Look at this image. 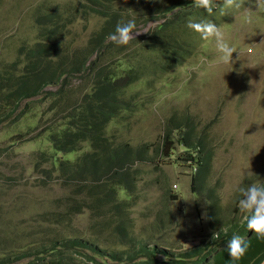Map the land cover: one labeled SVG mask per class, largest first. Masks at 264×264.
I'll return each mask as SVG.
<instances>
[{
  "label": "rangeland",
  "instance_id": "obj_1",
  "mask_svg": "<svg viewBox=\"0 0 264 264\" xmlns=\"http://www.w3.org/2000/svg\"><path fill=\"white\" fill-rule=\"evenodd\" d=\"M174 3L175 0H116L115 9L122 11L127 18H135L136 30L142 33L129 43L130 47L106 54L101 64L115 67L116 60L122 71L134 65L143 72L141 80L125 91L127 99L135 98V107L114 120L107 130L114 146L122 142L147 146L149 156L147 161L137 163L140 197L138 194L133 197L124 217L132 220L134 235L142 238L155 231L154 222L158 216L163 218L166 211L171 212L183 231L181 235L188 250L200 245L204 235L208 234L210 199L205 191L199 192V184L192 185L195 170L189 167L190 163L177 161L179 152L163 161L159 148L165 127L172 116H187L195 121V135L203 137L213 153L205 190L216 189L224 220L232 216L241 222L243 217L238 205L237 213L233 212L242 198L239 189L264 181V9L256 10L255 0H244L241 9H232L227 15H221L217 7L211 14L206 12L207 15L191 14V7L168 14L169 18L178 14L184 21L186 26L178 30L177 37L183 47L181 52L191 54L184 64L169 67L167 57L165 59L159 52H151L139 43L147 39L148 33L155 32L164 20L163 15H158L159 10ZM216 3L222 6L223 0H216ZM90 6L92 4L87 0H1L0 65L19 61L15 58L20 44L41 37L46 26L37 20V11L60 13L64 19L68 15L73 20L60 28L59 38L64 45L60 57L64 58L71 50L87 49L92 37L104 24L103 16L92 12ZM248 8L253 11L251 24L243 22ZM209 19L221 28L226 40L237 49L233 53V63L217 65L214 41L202 40L187 27L189 20ZM96 59L97 55L90 61ZM20 63L19 72L25 67V63ZM83 84V80L74 81L70 95L60 99L61 103L67 104L69 99L77 102ZM60 88L51 86L47 92L56 93ZM56 99L51 94L34 99L29 107L28 113H31L18 125L0 133V223L3 226L0 238L13 240L20 235L23 248L32 247L43 237L38 222L45 214L58 211L60 201L73 197L74 203L82 204L87 198V194H76L73 186L66 187L58 174L50 176L53 166L45 163L53 155L46 133L55 123V112L61 114L56 125L66 115L61 110L66 107L60 103L51 112ZM26 107L27 103L23 110ZM85 146L88 150V145ZM42 153L48 155L41 158ZM80 155L72 154L67 159L75 162ZM59 160L62 162L63 157L59 156ZM36 165H42L41 172ZM164 189H169L171 195L179 193L178 199L166 197ZM200 193L205 203L198 202ZM91 215L92 210H84L67 223V229L58 225H54V229L62 230L68 238L81 237L97 242L103 251H123L112 237L100 242L89 233V230L94 231L93 226L101 217L114 228L115 221L121 216L106 212L95 221ZM157 235L158 232L154 233L153 238ZM73 254L82 259L94 257L97 264H128L126 261L114 263L107 255L100 258L87 251H74Z\"/></svg>",
  "mask_w": 264,
  "mask_h": 264
},
{
  "label": "trees",
  "instance_id": "obj_2",
  "mask_svg": "<svg viewBox=\"0 0 264 264\" xmlns=\"http://www.w3.org/2000/svg\"><path fill=\"white\" fill-rule=\"evenodd\" d=\"M87 1L92 4L89 9L103 16L104 20L101 30L92 37L87 49L71 50L64 58L60 57V52L64 50L59 38L60 28L73 23V20L68 15L64 19L60 13L37 11V20L46 26L41 37L37 41L25 40L20 44L15 58L19 61L0 65V133L18 125L28 116L31 113H28L31 101L34 99L46 98L50 94L57 97L51 107L53 112L57 109V104H62L60 99L70 95L74 81H84L81 97H76L77 102L69 99V103L62 104L66 109L61 110L66 115L57 125L56 119L61 114L55 112V123L46 133L53 155L46 162L42 161L53 166V170L49 171L50 176L58 174L59 180L66 187L73 186L79 196L87 194L82 204L77 201L74 203V198L68 197L59 202L58 211L41 217L38 223L44 235L32 247L23 248L20 235L13 240L0 238V264H24L25 261H28L27 264H77L73 257L74 251H87L101 258L107 255L114 263L126 261L128 264H188L181 263L178 259H171L167 263L158 260L157 254L160 251L145 247L139 242L132 232L131 219L124 217L127 214L126 208L131 205L130 201L139 193L140 170L137 163L147 161L149 156L148 152L146 154L147 146H134L129 142L114 146L107 130L114 120L123 113L131 112L135 107V98L127 99L125 91L141 80L143 72L134 65L122 71L120 62L116 60L115 67L101 64L104 63L103 57L106 54L118 53L122 48L130 47V44L117 46L108 36L115 31L118 22L131 18L115 9L116 0ZM190 4L191 0H177L171 7L159 10L158 15H163L164 20L155 32L148 33L145 41L137 42L144 44L149 51L159 52L165 59L167 57L169 67L184 64L191 54L187 51L181 52L183 47L177 37L178 30L183 27V20L177 18L178 14L169 18L168 12L177 8L183 10ZM95 55L97 59L91 62ZM20 61L25 63L21 72L18 71ZM51 86L61 88L56 93H49L47 88ZM25 103L27 107L23 110ZM196 131L195 121L191 117L172 116L167 122L159 148L165 159L163 161L179 152L177 161L190 163L189 167L195 170L194 183L198 182L199 192L205 191L210 199L207 225L212 231L220 232L216 234L214 248L215 251L221 250L218 257L212 262L198 259L193 264H231L228 241L233 234H239L250 244L245 256L235 264H263L264 240L257 239L252 231H248L245 222L242 225L234 223L232 216L224 220L221 199L216 189L210 187L205 190L206 179L211 174L213 153L205 139L195 135ZM85 145H88V150ZM78 153L80 156L75 162L67 159L68 156ZM47 155L42 153L41 158ZM59 156L63 157L62 162ZM36 167L41 172L42 165ZM169 189L163 190L165 196L178 199L179 193L171 195ZM198 195L201 197L198 202L205 203L203 195ZM138 196L140 197L139 194ZM237 205L238 202L235 212L238 211ZM88 209L92 210L91 218L95 221L106 212L121 216L115 221L114 228L101 217L93 226L94 231L89 230V233L90 236L94 234L100 242L112 237L123 251H103L97 242H89L81 237L68 238L62 230L54 229V225L67 229V223ZM2 227L0 223V228ZM201 252L202 247H198L187 254L190 257H199ZM139 258L146 260L138 263Z\"/></svg>",
  "mask_w": 264,
  "mask_h": 264
},
{
  "label": "clouds",
  "instance_id": "obj_3",
  "mask_svg": "<svg viewBox=\"0 0 264 264\" xmlns=\"http://www.w3.org/2000/svg\"><path fill=\"white\" fill-rule=\"evenodd\" d=\"M176 1L177 0H175V2ZM243 4L244 0H223L222 6H218L216 0H191V4L187 8H192L191 14L197 15L204 13L207 15L206 12L211 14L215 10V7H217L219 8L221 15H227L232 9H241ZM255 7L256 10L264 9V0H255ZM187 8L183 10H186ZM175 10L183 11L182 8H177L173 11ZM173 11L168 12V14ZM252 12L253 11L249 8L246 10L244 14V23L251 24L253 22ZM177 18L181 19L179 15ZM211 21L212 20L195 22L193 20H189L187 27L197 33L202 40L214 41L215 51L217 53V65H227L233 63V53L237 52V49L226 40L225 34L222 32L221 28L218 27L214 21ZM183 26H186L184 21ZM140 33L142 32L136 30L135 18H132L127 21L118 22L115 27V31L109 34L108 39L117 46H127L132 40L136 39V35H139ZM192 185L198 186V182L195 181L194 183L193 178ZM239 191L242 198L238 201V207L243 218L241 222H238V220L233 217V222L239 223L240 225L245 222L248 231H252L257 239L264 240V181L260 180L251 183L246 188H240ZM234 213H237L235 212V209ZM130 222L132 225V232L134 233V223L132 220H130ZM207 222H209V218ZM154 226L155 231L149 237H137V239L145 247L149 246L151 249L160 251L157 254V259L164 260L166 263L171 259H178L179 261H182L181 263L188 264H193V262L198 259L202 260V262H212L215 257H218L221 251L210 249L211 247H216V237L220 232L212 231L209 227L208 234L204 235L202 243L187 250L184 246L186 241L181 235L183 231L180 230L181 227L176 221L175 215L171 212L166 211L163 218H159L158 216V220L154 222ZM156 232H158V235L154 239L153 236ZM215 239L216 241H211ZM249 246L250 244L248 240L242 238L239 234H233L231 239L228 241V254L231 264H235V262L240 261L245 256ZM198 247H202V252L199 257H190L191 255L187 254L188 251L195 250ZM164 252H166V255ZM73 257L77 260V264H97L94 257L86 256L88 259H82L74 254ZM145 260H138V263Z\"/></svg>",
  "mask_w": 264,
  "mask_h": 264
}]
</instances>
